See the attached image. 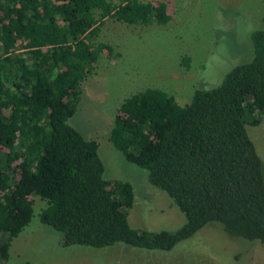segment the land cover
<instances>
[{
    "label": "trees",
    "instance_id": "obj_1",
    "mask_svg": "<svg viewBox=\"0 0 264 264\" xmlns=\"http://www.w3.org/2000/svg\"><path fill=\"white\" fill-rule=\"evenodd\" d=\"M166 3L150 0H0V264L12 238L45 201L39 220L65 245L122 243L171 250L212 222L264 243V165L247 132L264 115V17L251 33L253 56L188 103L157 87L126 97L108 139L144 169L185 216L175 231L131 227L134 185L108 180L96 139L69 124L82 83L99 56L107 19L166 24Z\"/></svg>",
    "mask_w": 264,
    "mask_h": 264
},
{
    "label": "rangeland",
    "instance_id": "obj_2",
    "mask_svg": "<svg viewBox=\"0 0 264 264\" xmlns=\"http://www.w3.org/2000/svg\"><path fill=\"white\" fill-rule=\"evenodd\" d=\"M150 1L166 3L172 18L166 24L107 19L97 41L113 46L114 55L99 56L68 122L85 137L96 139L108 180L134 185L128 209L131 227L175 231L185 222L184 214L164 190L149 182L144 169L127 162L109 141L116 113L126 97L146 87L166 90L185 104L195 90L221 83L234 66L252 58L251 33L262 25L264 0ZM247 132L264 165V115ZM44 206L45 201L35 196L34 215L10 241L5 264H264V243L231 236L218 222L167 251L122 243L102 248L65 245L58 231L39 220ZM5 238L0 233V240Z\"/></svg>",
    "mask_w": 264,
    "mask_h": 264
}]
</instances>
